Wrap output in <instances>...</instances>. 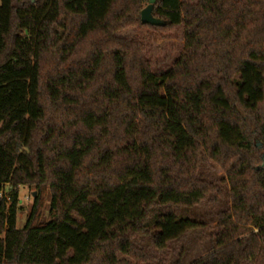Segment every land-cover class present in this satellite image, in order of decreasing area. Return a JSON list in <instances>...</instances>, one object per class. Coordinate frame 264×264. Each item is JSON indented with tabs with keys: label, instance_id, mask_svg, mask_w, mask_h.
Returning <instances> with one entry per match:
<instances>
[{
	"label": "trees",
	"instance_id": "1",
	"mask_svg": "<svg viewBox=\"0 0 264 264\" xmlns=\"http://www.w3.org/2000/svg\"><path fill=\"white\" fill-rule=\"evenodd\" d=\"M147 2L0 0V264L154 261L134 239L164 249L222 194L201 161L228 208L189 264H264V0H156L164 26L140 22ZM178 29L156 68L144 31Z\"/></svg>",
	"mask_w": 264,
	"mask_h": 264
},
{
	"label": "rangeland",
	"instance_id": "2",
	"mask_svg": "<svg viewBox=\"0 0 264 264\" xmlns=\"http://www.w3.org/2000/svg\"><path fill=\"white\" fill-rule=\"evenodd\" d=\"M134 33L135 30L126 31V34L131 35ZM144 34L148 39L145 55L155 63L156 68H167L179 56L183 47L181 29L162 37L153 38L152 35L154 33L151 30H145ZM199 175L204 180L217 184L222 191L220 196L215 194L208 195L190 210V218L202 224V226L186 231L161 250L153 247L149 237L140 236L134 239L133 243L137 247L155 258L152 262L136 264H173L178 259L181 264H189L213 248L214 242L212 239L205 237V232L215 223L217 213L228 208V186L221 171L210 162L201 161ZM32 193L33 191L30 187L19 186L21 208L16 213L17 227L22 226L29 213L32 206ZM48 206V202H46L43 214L46 219L48 218Z\"/></svg>",
	"mask_w": 264,
	"mask_h": 264
},
{
	"label": "water",
	"instance_id": "3",
	"mask_svg": "<svg viewBox=\"0 0 264 264\" xmlns=\"http://www.w3.org/2000/svg\"><path fill=\"white\" fill-rule=\"evenodd\" d=\"M156 2V0H148L147 5L141 9L140 11V22L142 24H149L152 26H164L165 22L164 20H161L159 18H156L152 15V9L153 5ZM255 144L258 146L260 143L258 140H255ZM263 170H264V153L262 154V164H261ZM35 193L33 192V195Z\"/></svg>",
	"mask_w": 264,
	"mask_h": 264
},
{
	"label": "built area",
	"instance_id": "4",
	"mask_svg": "<svg viewBox=\"0 0 264 264\" xmlns=\"http://www.w3.org/2000/svg\"><path fill=\"white\" fill-rule=\"evenodd\" d=\"M2 192H0V196H1Z\"/></svg>",
	"mask_w": 264,
	"mask_h": 264
}]
</instances>
